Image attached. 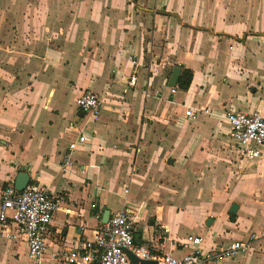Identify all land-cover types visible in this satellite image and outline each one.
I'll list each match as a JSON object with an SVG mask.
<instances>
[{"label": "crops", "instance_id": "0c3cea01", "mask_svg": "<svg viewBox=\"0 0 264 264\" xmlns=\"http://www.w3.org/2000/svg\"><path fill=\"white\" fill-rule=\"evenodd\" d=\"M177 66L188 90L169 84ZM228 110L264 115V0H0V199L27 171L60 200L40 263L0 230V264H70L124 206L154 256L194 235L205 252L250 243L208 264H264V152L241 154Z\"/></svg>", "mask_w": 264, "mask_h": 264}, {"label": "built area", "instance_id": "2783aa9c", "mask_svg": "<svg viewBox=\"0 0 264 264\" xmlns=\"http://www.w3.org/2000/svg\"><path fill=\"white\" fill-rule=\"evenodd\" d=\"M136 81L137 75L133 74L128 83L133 87ZM172 91L175 92V88ZM76 104L88 117L94 120L100 117L101 99L97 93L84 91L76 99ZM186 116L196 117L191 108L186 111ZM225 118L241 154L249 159L260 158L263 155L261 147L264 146V115L257 110H228ZM86 139V135H79L76 141L70 143V149H75ZM59 207V198L38 184L29 183L22 191H18L14 184L7 185L0 199V230L11 240L24 237L30 258L40 263L47 250V237L54 214ZM203 240L202 236L189 235L186 243L191 246L190 251L182 255L166 252L154 256L136 244L131 210L124 206L111 213L109 220L96 230L93 239H78L76 248L66 253V259L70 264H135L128 255L131 251L141 259L156 260V264H208L211 259L233 258L250 248L248 241L236 240L226 248L205 252Z\"/></svg>", "mask_w": 264, "mask_h": 264}, {"label": "water", "instance_id": "95a60500", "mask_svg": "<svg viewBox=\"0 0 264 264\" xmlns=\"http://www.w3.org/2000/svg\"><path fill=\"white\" fill-rule=\"evenodd\" d=\"M181 71L182 68L177 66L173 69L172 75L170 77V81L169 84L173 87L177 86L178 84V80L180 78L181 75ZM30 179L31 176L29 174V172L27 171H20L15 179V187L18 191H22L29 183H30ZM239 205L237 203H233L231 206V211L232 212H236L238 209ZM111 215V211L110 210H106L104 217H103V221L104 223H106L109 220V217ZM128 255L131 258V260L135 263V264H156V260H147V259H141L138 256H136L134 253H132L131 251H128Z\"/></svg>", "mask_w": 264, "mask_h": 264}, {"label": "trees", "instance_id": "16d2710c", "mask_svg": "<svg viewBox=\"0 0 264 264\" xmlns=\"http://www.w3.org/2000/svg\"><path fill=\"white\" fill-rule=\"evenodd\" d=\"M192 79H193L192 70L189 68H184L178 80V88L182 90H188V88L191 85ZM232 218H235V216H232Z\"/></svg>", "mask_w": 264, "mask_h": 264}, {"label": "rangeland", "instance_id": "374dc122", "mask_svg": "<svg viewBox=\"0 0 264 264\" xmlns=\"http://www.w3.org/2000/svg\"><path fill=\"white\" fill-rule=\"evenodd\" d=\"M261 149L263 150V152H264V146L263 147H261Z\"/></svg>", "mask_w": 264, "mask_h": 264}]
</instances>
